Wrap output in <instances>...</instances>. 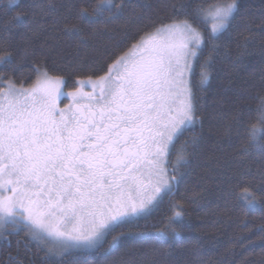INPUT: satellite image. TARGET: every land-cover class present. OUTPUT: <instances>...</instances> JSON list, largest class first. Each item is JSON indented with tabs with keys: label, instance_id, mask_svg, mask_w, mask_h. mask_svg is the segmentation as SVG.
Wrapping results in <instances>:
<instances>
[{
	"label": "snow or ice",
	"instance_id": "1",
	"mask_svg": "<svg viewBox=\"0 0 264 264\" xmlns=\"http://www.w3.org/2000/svg\"><path fill=\"white\" fill-rule=\"evenodd\" d=\"M125 7V0H95L90 10L79 7L78 22L66 17L62 31L86 45V28L118 19ZM239 11L240 0H165L164 11L147 18L126 50L71 65L83 76L66 93L64 75L50 74L57 70L46 59H34L35 28L23 23L27 13L0 19V44L6 45L0 49V240L11 245L23 233L16 255L9 252L0 264H24L20 249L27 252L33 243L44 253L42 264L99 250L110 235L112 247L125 235L114 232L136 227L174 197L203 139L198 93L206 91L222 56L235 70L250 54L252 37L243 34L236 56L227 51ZM20 27L17 51L10 37ZM61 96L70 100L64 107L57 104ZM256 99L247 123L237 110L225 130L229 138L233 126L238 135L242 130L241 167L251 149L264 151V94ZM244 193L245 207L255 208L257 194L248 187ZM169 213L159 234L175 238L187 227L185 201L170 199ZM260 232L264 240V228ZM204 255L197 252V264H206Z\"/></svg>",
	"mask_w": 264,
	"mask_h": 264
},
{
	"label": "trees",
	"instance_id": "2",
	"mask_svg": "<svg viewBox=\"0 0 264 264\" xmlns=\"http://www.w3.org/2000/svg\"><path fill=\"white\" fill-rule=\"evenodd\" d=\"M95 0H17L9 5L0 0V19L19 12L24 24L35 28L36 61L46 59L50 74H63L64 90H73L75 79L83 73H74L71 65L81 61L106 59V52H121L128 41L148 23L149 16L156 17L164 11L165 0H125V11L112 21H97L87 43L67 37L63 31L65 18L78 22L79 7L90 6ZM54 5V7H49ZM9 8L14 11L8 12ZM264 0H240V11L231 35L225 40L231 57L237 54V41L250 35L249 55L233 70L228 57H221L206 91L198 93V103L203 117V139L191 165L177 184L174 197L166 198L159 209L147 219H140L134 228L120 229L112 235L125 233L109 247L112 236L99 250H77L65 264H197V252L202 251L206 264H264V151L251 149L244 158L243 167L238 156L242 139L233 126L231 138L226 126L232 123V114L239 110L245 123L254 115L256 97L264 94ZM23 27L11 35L12 47L19 51ZM243 34V35H242ZM6 45L0 44V49ZM223 52L224 49H221ZM19 59V57H17ZM199 69L193 75L196 82ZM224 103L223 108L218 104ZM245 173L244 179L239 174ZM257 194V206L245 207L244 188ZM193 198L196 203H190ZM170 199L185 201L187 227L175 238L161 236L169 213ZM140 233V234H136ZM11 245L0 240V260L7 261L8 253L16 255V240ZM198 245V247H194ZM24 264H42L44 253L33 243L30 249H20Z\"/></svg>",
	"mask_w": 264,
	"mask_h": 264
},
{
	"label": "rangeland",
	"instance_id": "3",
	"mask_svg": "<svg viewBox=\"0 0 264 264\" xmlns=\"http://www.w3.org/2000/svg\"><path fill=\"white\" fill-rule=\"evenodd\" d=\"M62 91L66 93V91L64 90V86L62 87ZM70 102L69 99H67L66 97L64 96H61L59 98V100L57 101V104L59 107H64L66 104H68ZM95 249H87V250H82V251H93Z\"/></svg>",
	"mask_w": 264,
	"mask_h": 264
}]
</instances>
